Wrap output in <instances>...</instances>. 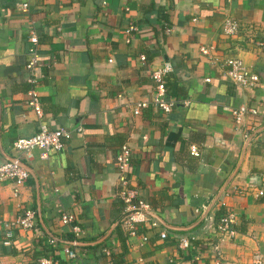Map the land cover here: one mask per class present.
I'll return each mask as SVG.
<instances>
[{
	"label": "crops",
	"instance_id": "crops-1",
	"mask_svg": "<svg viewBox=\"0 0 264 264\" xmlns=\"http://www.w3.org/2000/svg\"><path fill=\"white\" fill-rule=\"evenodd\" d=\"M24 1L0 0V163L17 154L15 140L36 134L42 123L81 125L83 132L74 130L63 149L46 157L34 149L25 158L34 175L23 183L0 181V264H39L42 257L56 264H214L209 249H182L179 242L188 234L213 235L219 200L236 217L222 258L252 264L254 252L264 253V0H30L23 11ZM227 16L241 24L234 37L221 31ZM31 29L39 35L40 60L28 68ZM203 46L213 48L204 54ZM233 57L259 75L257 85L229 80L226 62ZM167 61L172 110L150 103L135 114L136 103L151 98L152 70ZM30 78L42 115L27 102ZM240 105L258 113L238 123L232 111ZM247 129L260 130L243 156ZM125 143L135 202L143 200L175 228L138 223L132 234L123 224L129 209L116 156ZM237 166L205 224L179 229L197 221ZM38 208L48 231L7 226ZM65 212L81 228L76 259L50 242L74 234L61 222ZM5 244L10 253L1 251Z\"/></svg>",
	"mask_w": 264,
	"mask_h": 264
},
{
	"label": "built area",
	"instance_id": "built-area-1",
	"mask_svg": "<svg viewBox=\"0 0 264 264\" xmlns=\"http://www.w3.org/2000/svg\"><path fill=\"white\" fill-rule=\"evenodd\" d=\"M30 5V0H26L21 4L23 11H28ZM133 28V27H131ZM129 28V29H131ZM128 29V31H129ZM241 29L240 22L232 17L227 16L222 23L221 31L228 37H234L239 34ZM29 40L31 46L29 49V59L26 64L28 68H32L40 60L39 53V35L35 29H31ZM210 47H201V50L204 54H207ZM142 60H145V55H142ZM227 70L226 76L229 80L235 85L241 87H252L259 83V75L250 70L243 60L240 57H233L227 60ZM173 69L169 61L164 62L161 66L155 67L151 72V77L154 81V89L152 91L151 98L139 100L135 107L134 113L140 114L142 109L147 107L150 103L159 107L165 113H168L172 110L176 101L172 98L167 97V74ZM210 81V78L206 79ZM29 81L34 84L32 88L28 90V104L33 107L38 115H42V108L39 100V93L36 89V79L30 78ZM234 119L236 122L241 123L248 115H255L258 113V110L255 107H250L247 105H240L233 109L232 111ZM76 132H83V127L80 125L76 129ZM73 129L67 127H61L58 129H49V127L42 123L39 126V131L29 137H20L14 141L13 147L16 150L17 154L13 160H6L0 163V181L6 179H12L16 183H23L30 175V172L21 164L25 158L30 157L34 149H39L42 157H46L51 150H61L65 146V141L69 139L74 133ZM253 130L247 129L244 133V140L246 141ZM191 154L198 156L199 150L196 146L190 147ZM132 151L128 144H123L120 147V150L116 156L118 163V172L120 174V196L123 201L126 203V207L129 211L124 215L122 222L128 228L129 232L132 234L137 233L138 223H150L153 227H158L161 223L153 217L150 212L153 211L151 207L145 203L143 200H137V192L134 188L130 187L129 179L127 178L126 171L131 163ZM18 192V189L15 190V193ZM260 194H264V190L260 191ZM208 206V205H207ZM205 206L204 209L207 207ZM218 206L225 209V214L220 218V220L215 223L213 235L204 238L205 246L209 251L213 253L214 264H227L222 258V243L225 242L227 238L233 237L236 233L234 227L235 223V213L230 210L224 200L218 201ZM203 209V210H204ZM202 210V211H203ZM201 211V212H202ZM155 212V211H153ZM200 212V213H201ZM37 211L33 209H25L23 213L17 217L10 224L11 226H21L26 230H36L38 224ZM210 216V215H209ZM208 216V218H209ZM61 222L65 225H71L72 230L75 234V238L79 237L81 228L76 223L75 216L72 213H63L60 217ZM208 220V219H206ZM10 226V227H11ZM8 236L11 235V231H8ZM161 237L165 238L167 236L166 231L160 233ZM195 239L194 236H183L180 238V247L182 249H188L192 246V242ZM73 241H77L74 239ZM51 243L56 242L54 238L50 240ZM77 245L75 244H65L64 250L67 256L70 259H76L78 257V252L76 250ZM107 254H110L107 251ZM252 264H264V253L261 251H256L251 256ZM57 261L51 257H42L39 261V264H56Z\"/></svg>",
	"mask_w": 264,
	"mask_h": 264
},
{
	"label": "water",
	"instance_id": "water-1",
	"mask_svg": "<svg viewBox=\"0 0 264 264\" xmlns=\"http://www.w3.org/2000/svg\"><path fill=\"white\" fill-rule=\"evenodd\" d=\"M259 130H260V129L254 131V132L250 135V137L245 141L244 146H243V156H244V154H245V152H246V149H247V147L249 146V144H250L252 138L256 135V133H257ZM8 159H9V160H13L14 157H8ZM21 164H22V165H23V166H24V167L30 172V174H33V175H34V173H33L32 169H31V167H30L27 163L22 162ZM238 166H239V165H238ZM238 166L234 169V171L231 173V175H230V177L228 178V180H227V181L225 182V184L219 189V191H218L217 194L214 196V198L212 199V201L208 204V206H207V207L201 212V214H200L199 218L197 219V221H195V223H193V224L190 225V226L179 227V229L189 230V229L195 227L196 225L200 224L202 221L208 219V216H209V213H210L212 207L214 206V204L216 203V201L218 200V198L222 195V193L224 192V190H225L226 186L228 185V183L231 181V179H232V178L235 176V174L237 173L238 168H239ZM150 214H151L153 217H155V218H156V219H157L162 225H164V226H166V227H168V228H171V229H172V228H175L174 226L169 225V224H168L164 219H162V218L160 217V215H158L156 212L151 211ZM37 215H38V220H39V223L41 224V226H42L46 231H48V230L46 229V226H45V223H44V220H43V217H42V212H41L40 208H38V210H37ZM69 243H70V244H75V245H77V246L82 244V242H80L79 240H77V241H71V242H69Z\"/></svg>",
	"mask_w": 264,
	"mask_h": 264
},
{
	"label": "trees",
	"instance_id": "trees-1",
	"mask_svg": "<svg viewBox=\"0 0 264 264\" xmlns=\"http://www.w3.org/2000/svg\"><path fill=\"white\" fill-rule=\"evenodd\" d=\"M24 161L26 162V160L24 159ZM225 214V209L223 207H217L215 210H214V220H215V223H217L220 218ZM205 222V221H204ZM201 223V225L203 226L205 223ZM37 228L38 229H41V224L39 223L38 221V224H37ZM189 236H194L195 239L193 240L192 242V246L191 248L197 244L199 246V249L200 250H204L206 249V246H205V239H199L198 238V235L197 234H188ZM53 238L56 240V242H60V244H62V246H64L65 244H69V242L73 241L74 239H77L79 240V237L75 238V235L73 234L72 236H69V237H63V238H59V237H56L53 235ZM6 241L10 242L8 238L5 239ZM4 241V242H6ZM6 245V244H5ZM77 247V246H76ZM75 247V248H76ZM1 251L2 252H11V250L8 249V246H2L1 248ZM13 252V251H12Z\"/></svg>",
	"mask_w": 264,
	"mask_h": 264
}]
</instances>
